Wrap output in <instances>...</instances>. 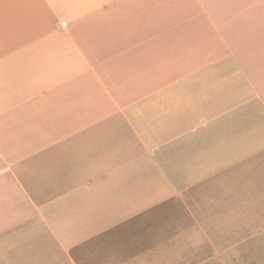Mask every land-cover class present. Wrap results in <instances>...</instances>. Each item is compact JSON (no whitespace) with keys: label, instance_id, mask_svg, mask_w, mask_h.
Here are the masks:
<instances>
[{"label":"crops","instance_id":"crops-1","mask_svg":"<svg viewBox=\"0 0 264 264\" xmlns=\"http://www.w3.org/2000/svg\"><path fill=\"white\" fill-rule=\"evenodd\" d=\"M0 264H264V0H0Z\"/></svg>","mask_w":264,"mask_h":264}]
</instances>
